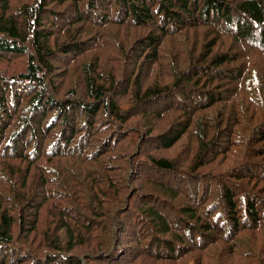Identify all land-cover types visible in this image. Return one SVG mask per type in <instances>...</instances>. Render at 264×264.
<instances>
[{
    "label": "trees",
    "instance_id": "16d2710c",
    "mask_svg": "<svg viewBox=\"0 0 264 264\" xmlns=\"http://www.w3.org/2000/svg\"><path fill=\"white\" fill-rule=\"evenodd\" d=\"M0 67V264H264V0H0Z\"/></svg>",
    "mask_w": 264,
    "mask_h": 264
},
{
    "label": "rangeland",
    "instance_id": "374dc122",
    "mask_svg": "<svg viewBox=\"0 0 264 264\" xmlns=\"http://www.w3.org/2000/svg\"><path fill=\"white\" fill-rule=\"evenodd\" d=\"M56 65H59V64H56ZM7 66V65H5ZM2 72V67H0V73ZM6 72V71H5ZM74 79H78V74L77 75H74ZM76 82V81H75ZM164 123L163 126H167V124H169L171 121H168L167 119L163 118L162 120ZM162 129L159 128V125L157 126V130L153 133V134H158L161 132ZM192 141V140H190ZM194 141H192L193 143ZM183 145H184V142L182 141L181 142V146H178L177 149H172V150H153L152 153L154 154V156L156 158H165V157H168V158H175L176 160L180 161L181 158L182 159H187L188 160V163H190V161H192V159L194 158V152H195V149H196V145H190L188 144L187 140L185 141V148L183 149ZM151 146L148 147L147 150L150 149ZM157 147L156 145L153 146L152 148H155ZM233 162L230 161L229 159H227V157H223L222 155L218 156L215 158V160L213 162L210 163V166L214 169H216L213 173L217 174V173H220V172H224L226 171L230 165L232 164ZM158 179V178H157ZM143 183V185H148L147 184V181L142 177L140 178V182L138 183V185L136 186L137 188L139 187V185ZM146 187H149V186H146ZM146 187L144 188V190L146 191ZM188 192H193L191 190H187ZM187 193V192H185ZM189 194V193H187ZM200 192H199V196H200ZM176 204H179L181 202V204L183 203H186L185 199L184 198H178L176 200ZM126 242L127 241H132L130 243V245H132L133 247L137 246L136 243L134 242L135 239L133 237L132 234L130 233H126ZM28 253V251H26ZM128 258V256H125L124 258H122L121 260H119V262L117 263H122L124 261H126V259ZM141 263V262H140Z\"/></svg>",
    "mask_w": 264,
    "mask_h": 264
},
{
    "label": "bare ground",
    "instance_id": "6f19581e",
    "mask_svg": "<svg viewBox=\"0 0 264 264\" xmlns=\"http://www.w3.org/2000/svg\"><path fill=\"white\" fill-rule=\"evenodd\" d=\"M158 19V18H157Z\"/></svg>",
    "mask_w": 264,
    "mask_h": 264
}]
</instances>
